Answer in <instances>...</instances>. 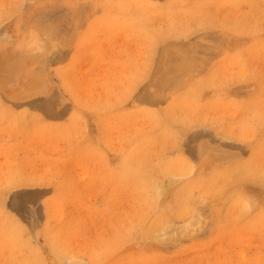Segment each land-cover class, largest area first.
Returning <instances> with one entry per match:
<instances>
[{
  "label": "rangeland",
  "instance_id": "rangeland-1",
  "mask_svg": "<svg viewBox=\"0 0 264 264\" xmlns=\"http://www.w3.org/2000/svg\"><path fill=\"white\" fill-rule=\"evenodd\" d=\"M0 44V264H264V0H0Z\"/></svg>",
  "mask_w": 264,
  "mask_h": 264
},
{
  "label": "bare ground",
  "instance_id": "bare-ground-1",
  "mask_svg": "<svg viewBox=\"0 0 264 264\" xmlns=\"http://www.w3.org/2000/svg\"><path fill=\"white\" fill-rule=\"evenodd\" d=\"M0 45H1V44H0ZM198 49H199V48H198ZM202 50H203V49H202ZM188 51H189V50H188ZM189 52H190V51H189ZM192 52H193V51H192ZM1 53H2V52H1ZM167 55L169 56V65H170V62H174V61L177 59V56L175 55V53H168ZM203 55H204V54H203ZM180 57L183 58V59L185 58V56H183V55H180ZM166 58H168V57H166ZM187 58H188V57H187ZM192 58H194V57H192ZM192 58H190V59H192ZM199 59H200V58H199ZM199 59H198V60H199ZM181 61H182V60H181ZM186 61H187V60H186ZM184 62H185V61H184ZM199 62H200V61H199ZM182 63H183V62H182ZM191 64H192V62H191ZM196 64H198V63H196ZM182 65H183V64H181V66H182ZM188 65H190V64H188ZM188 65H187V66H188ZM193 66H195V65H193ZM189 67H190V66H189ZM196 67H197V66H196ZM192 68H193V67H192ZM197 69H198V68H197ZM198 70H200V69H198ZM173 71H174V72L177 71V73H178L179 71H181V68H178V66H177V67H174ZM185 71H188V70L185 69ZM194 71H197V70H194ZM191 72H192V71H191ZM199 72H200V71H199ZM177 73H173L172 75H170V78H169V79H170V80H176V78L178 77V76H176ZM193 73H194V72H193ZM197 74H198V73H197ZM163 81H164V80H160V83H163ZM13 87H14V86H13ZM9 88H10V87H9ZM146 94H147V93H146ZM144 97L146 98V96H144ZM144 97H142V98H144ZM147 97H149V96L147 95ZM145 98H144V99H145ZM142 100H143V99H142ZM147 100H148V99H147ZM40 101H41V100H40ZM34 102H35V101H34ZM43 104H44V103H43ZM32 105H34V103H33ZM35 106H36V104H35ZM38 106H39V105H38ZM51 106H52V105H51ZM40 107H41V106H40ZM41 108H42V107H41ZM49 109L52 110L51 108H49ZM190 134H191V133H190ZM164 175H165V174H164ZM171 182H172V181H171ZM157 183H158V182H157ZM158 185H160V184H158ZM158 185H157V186H158ZM164 187H165V186H164ZM156 188H158V187H156ZM158 190H159V188L157 189V191H158ZM159 191H160V190H159ZM161 192H162V191H161ZM160 194H161V193H160ZM198 214L200 215V213H198ZM192 216H193V215H192ZM192 216H191V217H192ZM198 218H199V216H197V220H199ZM205 218H206V216H204V219H205ZM200 220H203V218H200ZM200 220H199V221H200ZM193 221H194V220H192V222H193ZM202 222H203V221H202ZM202 222H201V223H202ZM181 223H182V222H181ZM201 223H199V224H200L199 226H201ZM187 224H188V223H187ZM193 224H194V223H193ZM195 224H196V223H195ZM195 224H194V225H195ZM196 225H198V224H196ZM179 226H180V225H179ZM179 226H177L176 229H178ZM181 226H183V225H181ZM181 226L179 227V228H180V231H181V228H182V229H183V228L185 229L184 226H186V225H184L183 227H181ZM186 227H187V226H186ZM195 227H196V226H195ZM191 228H192V230H190L191 232H196V231L193 230V226H192V227L190 226V229H191ZM186 229H187V228H186ZM196 229H197V228H196ZM177 231H179V229H178ZM177 231H176V232H177ZM182 231H184V230H182ZM172 232H173V230H172ZM177 233H178V232H177ZM177 233H176V234H177ZM179 233H180V232H179ZM172 234L174 235V233H172ZM182 234H183V233H182ZM186 234H187V233H186ZM188 234H189V233H188ZM191 234H192V233H191ZM170 235H171V234H170ZM183 235H184V234H183ZM183 235H182V236H183ZM167 236H168V234H167ZM178 236H180V235H178ZM171 238H174V237H171ZM70 264H75V263H74V262H71Z\"/></svg>",
  "mask_w": 264,
  "mask_h": 264
}]
</instances>
